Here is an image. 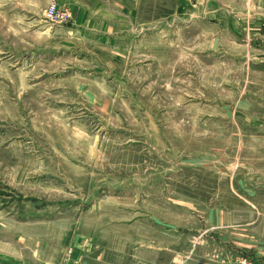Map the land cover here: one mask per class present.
Returning a JSON list of instances; mask_svg holds the SVG:
<instances>
[{"label": "rangeland", "instance_id": "374dc122", "mask_svg": "<svg viewBox=\"0 0 264 264\" xmlns=\"http://www.w3.org/2000/svg\"><path fill=\"white\" fill-rule=\"evenodd\" d=\"M81 5L0 0V264H264V0Z\"/></svg>", "mask_w": 264, "mask_h": 264}, {"label": "crops", "instance_id": "0c3cea01", "mask_svg": "<svg viewBox=\"0 0 264 264\" xmlns=\"http://www.w3.org/2000/svg\"><path fill=\"white\" fill-rule=\"evenodd\" d=\"M81 1L82 0H60V2H62V4H66V5H68L71 9H73V10H81V9H83L84 11L82 12V14H79V13H75L76 14V16H78V15H80V17L79 18H82V17H87V18H89V20L87 21V23H88V28H86L85 27V29H84V31L82 32V33H84L85 35H87L89 32H92L93 30H94V28H93V26L94 25H96V24H94V23H92V21H91V18L90 17H92V16H94V15H96L97 16V12H93V11H90V9H93V8H89V7H87V6H83V5H81ZM92 2H94V0H91ZM59 4V3H58ZM59 6H60V4H59ZM95 6V5H94ZM90 26L92 27V28H90ZM63 29V28H62ZM78 28L76 27H74V28H71V30L72 31H74V32H76V33H78V34H80L81 33V30H77ZM96 29V28H95ZM70 33H72V32H70ZM105 36H101V38H104ZM256 250H257V252H256V254H255V256H254V259H256V260H258V261H261V262H264V260H261V258H264V252L262 251V249H261V251H260V249H258L257 247H256Z\"/></svg>", "mask_w": 264, "mask_h": 264}, {"label": "built area", "instance_id": "2783aa9c", "mask_svg": "<svg viewBox=\"0 0 264 264\" xmlns=\"http://www.w3.org/2000/svg\"><path fill=\"white\" fill-rule=\"evenodd\" d=\"M45 18L53 24L66 25L71 21L72 16L69 10L62 9L56 1H52L45 11ZM240 261V264H256L254 260L249 258Z\"/></svg>", "mask_w": 264, "mask_h": 264}]
</instances>
